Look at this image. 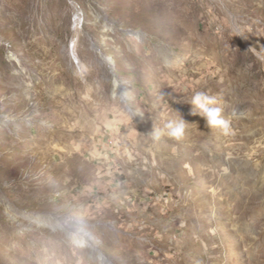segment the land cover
Returning <instances> with one entry per match:
<instances>
[{"label": "rangeland", "instance_id": "obj_1", "mask_svg": "<svg viewBox=\"0 0 264 264\" xmlns=\"http://www.w3.org/2000/svg\"><path fill=\"white\" fill-rule=\"evenodd\" d=\"M0 264H264V0H0Z\"/></svg>", "mask_w": 264, "mask_h": 264}, {"label": "clouds", "instance_id": "obj_2", "mask_svg": "<svg viewBox=\"0 0 264 264\" xmlns=\"http://www.w3.org/2000/svg\"><path fill=\"white\" fill-rule=\"evenodd\" d=\"M211 99L205 96L203 93H196L192 99V104L194 108H198L202 113H204L205 122L207 125L216 127L224 124V121L220 119V109L219 108H209L208 104L211 103ZM184 121L182 120L180 124L176 125L170 135L180 136L184 131Z\"/></svg>", "mask_w": 264, "mask_h": 264}, {"label": "bare ground", "instance_id": "obj_3", "mask_svg": "<svg viewBox=\"0 0 264 264\" xmlns=\"http://www.w3.org/2000/svg\"><path fill=\"white\" fill-rule=\"evenodd\" d=\"M107 60H108V62H112V59L110 57H108ZM121 88H122V86L120 84H118L117 89L120 90ZM66 220H67V223H66L67 228H73L77 232V234H76L77 237L79 236V238H81V241H79V243H83V246H86V247L95 248L92 241H90L88 238H85V230L82 228V226L84 225L83 223H81L78 220H74V219L69 220V218ZM101 259L103 260V262L104 261L106 262V260H107L103 255H101Z\"/></svg>", "mask_w": 264, "mask_h": 264}]
</instances>
